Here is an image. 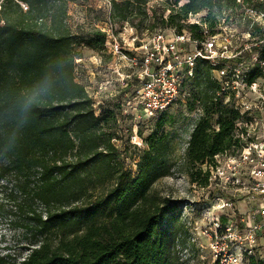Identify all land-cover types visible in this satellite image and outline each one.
Returning <instances> with one entry per match:
<instances>
[{"label":"trees","instance_id":"16d2710c","mask_svg":"<svg viewBox=\"0 0 264 264\" xmlns=\"http://www.w3.org/2000/svg\"><path fill=\"white\" fill-rule=\"evenodd\" d=\"M69 1L0 0V179L19 184L25 199L15 206L28 215L32 228L25 230L33 238L14 264H172L163 221L176 202L151 192L168 170L169 142L160 132L167 111L152 117L154 130L143 139L135 171L124 167L113 139L125 109L110 98L95 115L74 71L80 57L66 23ZM150 1L108 0L106 20L138 28L133 21L150 16L161 28L202 40L204 26L214 33L222 20L235 14L240 22L243 9L256 6L254 0H165L157 14ZM202 11L198 23H187ZM104 42L100 27L82 41L98 51ZM261 61L264 49L248 81L261 74ZM186 87L187 104L198 101L202 113L184 159L190 182L204 187L203 166L239 144V114L214 99L217 84L206 60L197 62ZM35 93L40 102L26 108Z\"/></svg>","mask_w":264,"mask_h":264},{"label":"built area","instance_id":"2783aa9c","mask_svg":"<svg viewBox=\"0 0 264 264\" xmlns=\"http://www.w3.org/2000/svg\"><path fill=\"white\" fill-rule=\"evenodd\" d=\"M254 3L256 6L241 12L240 22L247 24L244 32L237 34L225 28L210 33L204 26L202 40L191 39L187 30L178 32L175 27L145 30L142 35L148 34L141 39L127 22L107 20L100 27L111 57L109 67L118 76L113 88L117 93L114 91L111 99L123 109L129 106L139 116L152 118L175 103L186 104L187 82L203 59L217 84L214 99L239 114L234 131L239 144L214 155L212 164L203 166L208 171V182L201 188L213 185L217 189L211 197L217 201L214 229L207 234L214 264H264V61L259 65L261 74L248 81L259 51L264 49V0ZM196 14H190L187 23H198L190 21ZM257 31V39L248 47ZM87 95L98 115L104 102ZM201 113L196 101L190 131ZM221 158L227 159L224 166H220ZM237 200L244 203L243 210L233 209ZM228 209L232 215L224 220Z\"/></svg>","mask_w":264,"mask_h":264},{"label":"rangeland","instance_id":"374dc122","mask_svg":"<svg viewBox=\"0 0 264 264\" xmlns=\"http://www.w3.org/2000/svg\"><path fill=\"white\" fill-rule=\"evenodd\" d=\"M157 14L165 9V0H151ZM108 0H70L68 4L67 27L74 37V51L77 55L75 63V75L87 93L95 100L104 103L112 98L114 87L117 86L118 76L109 67L111 57L106 49L98 51L83 45L82 41L88 33L96 27L104 26L107 21ZM166 13V12H165ZM205 12L202 11L190 21L200 20ZM158 19L147 17L141 22L133 21V32L138 38H146L145 30L152 31L154 27L160 28ZM130 25V24H129ZM158 26V27H157ZM118 29V25L116 26ZM150 28V29H146ZM234 29L237 34L244 32L246 23H241L236 15H232L227 21L214 28L215 31ZM221 29V30H220ZM125 35H128L125 31ZM258 31L254 39L248 41V47L257 39ZM238 43H241L238 41ZM187 44V43H186ZM107 80L109 84H107ZM187 90V88H186ZM116 92V91H115ZM117 93V92H116ZM193 108L189 104L175 103L164 118L165 125L160 132L166 135L169 142L167 162V174L154 182L151 192L157 194L167 202H176V209L167 214L163 221L169 235V258L172 264H214L208 247L207 234L214 229L217 201L211 200L212 192L217 190L212 185L210 188H201L190 182L187 174V163L184 159V148L188 140L190 125L193 123ZM125 117H120L116 125V136L113 139L118 148L117 156L124 167L135 171V163L141 155L143 139L154 130L155 117L142 118L139 113L129 106L123 112ZM127 115H131L129 119ZM238 155V152H234ZM220 166H224L226 158H221ZM2 163V161L0 162ZM0 179V262L2 264H14L21 259L31 245L33 238L31 233L25 230L32 228L28 222V215L16 208L25 199L19 184L11 178ZM231 193V190H227ZM29 201V199H27ZM37 202L35 208L38 209ZM210 206V207H209ZM244 203L241 200L234 201L233 209L243 210ZM209 210V211H207ZM232 215L231 210H226L223 219L228 220Z\"/></svg>","mask_w":264,"mask_h":264},{"label":"clouds","instance_id":"9594fccd","mask_svg":"<svg viewBox=\"0 0 264 264\" xmlns=\"http://www.w3.org/2000/svg\"><path fill=\"white\" fill-rule=\"evenodd\" d=\"M39 95L40 93H35L32 96H30L25 107L27 108V107H31L33 104H38L40 102L38 99Z\"/></svg>","mask_w":264,"mask_h":264}]
</instances>
